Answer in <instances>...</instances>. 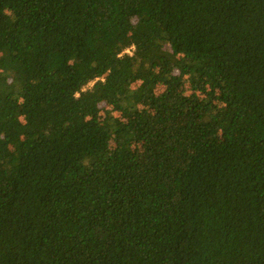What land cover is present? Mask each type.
Wrapping results in <instances>:
<instances>
[{
  "label": "trees",
  "instance_id": "16d2710c",
  "mask_svg": "<svg viewBox=\"0 0 264 264\" xmlns=\"http://www.w3.org/2000/svg\"><path fill=\"white\" fill-rule=\"evenodd\" d=\"M0 264H264V0H0Z\"/></svg>",
  "mask_w": 264,
  "mask_h": 264
}]
</instances>
